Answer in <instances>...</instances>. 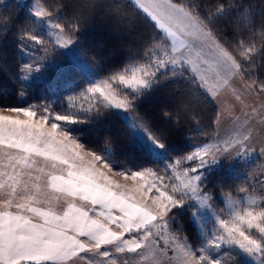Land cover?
<instances>
[{"label":"snow or ice","instance_id":"obj_1","mask_svg":"<svg viewBox=\"0 0 264 264\" xmlns=\"http://www.w3.org/2000/svg\"><path fill=\"white\" fill-rule=\"evenodd\" d=\"M13 88L0 264H264V0H0Z\"/></svg>","mask_w":264,"mask_h":264},{"label":"trees","instance_id":"obj_2","mask_svg":"<svg viewBox=\"0 0 264 264\" xmlns=\"http://www.w3.org/2000/svg\"><path fill=\"white\" fill-rule=\"evenodd\" d=\"M30 95H31V98H32V99H35V100H41V99H45V98H46V92H45V90H43V89H41V88H35V89L30 93ZM49 98H50V97H49ZM5 99H6L8 102H12V103H14V102H18V103L23 104V103L25 102L23 99H18V98H17V96H16V94H15V90H14V88H13L12 91H10V92L7 94V96H0V101H3V100H5ZM29 102H30V101H29ZM56 106H57V107H60L59 102H57V105H56ZM70 127H71V129H72L74 132H76V131H80L81 133H83V132H84V129H85V127H86V125H84V124H72ZM81 139H82V141H83L85 144H87V145H89V146H93V147H95V146H97V144H98V141H97L95 138H93V137H91V136H88V135H86V134H82V135H81ZM185 141H186V138H185ZM174 147H176V146H174ZM106 156L109 157V158L112 160V162L114 163V165H115L116 167H120L122 164H127V165H129V166H132V164H133V161H132V160L127 159V158H124V157H118V158L114 159V158H113V154H112L111 152L106 153ZM152 162H159V161L153 159Z\"/></svg>","mask_w":264,"mask_h":264},{"label":"rangeland","instance_id":"obj_3","mask_svg":"<svg viewBox=\"0 0 264 264\" xmlns=\"http://www.w3.org/2000/svg\"><path fill=\"white\" fill-rule=\"evenodd\" d=\"M138 135L140 136L141 139H143V140H147L146 136H144L143 133H138ZM107 158L109 159V161H110L111 163H113L112 160H111L109 157H107ZM166 158H167L166 154H161L160 157H158V158H154V159H155V160H158L160 163H162L163 160L166 159ZM113 166L116 167V166L114 165V163H113ZM236 167L239 168L240 166H236ZM88 258H89V259H94L95 257H94L92 254H88ZM82 264H87V261H83Z\"/></svg>","mask_w":264,"mask_h":264},{"label":"crops","instance_id":"obj_4","mask_svg":"<svg viewBox=\"0 0 264 264\" xmlns=\"http://www.w3.org/2000/svg\"><path fill=\"white\" fill-rule=\"evenodd\" d=\"M236 166H240V165L237 164Z\"/></svg>","mask_w":264,"mask_h":264}]
</instances>
